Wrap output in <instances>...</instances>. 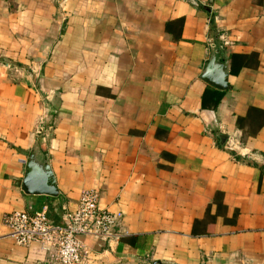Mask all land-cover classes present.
<instances>
[{
	"label": "crops",
	"instance_id": "crops-1",
	"mask_svg": "<svg viewBox=\"0 0 264 264\" xmlns=\"http://www.w3.org/2000/svg\"><path fill=\"white\" fill-rule=\"evenodd\" d=\"M84 190L86 264H264V0H0V264H59L4 217Z\"/></svg>",
	"mask_w": 264,
	"mask_h": 264
},
{
	"label": "built area",
	"instance_id": "built-area-1",
	"mask_svg": "<svg viewBox=\"0 0 264 264\" xmlns=\"http://www.w3.org/2000/svg\"><path fill=\"white\" fill-rule=\"evenodd\" d=\"M123 220V214L101 205L95 190H84L77 207L66 215L62 224L52 221L47 210L34 215L25 211L8 213L4 225L9 236L20 246L37 243L46 250L56 249L59 264H86L90 250L85 238L110 242L118 239L114 229Z\"/></svg>",
	"mask_w": 264,
	"mask_h": 264
},
{
	"label": "water",
	"instance_id": "water-1",
	"mask_svg": "<svg viewBox=\"0 0 264 264\" xmlns=\"http://www.w3.org/2000/svg\"><path fill=\"white\" fill-rule=\"evenodd\" d=\"M32 181H33V179L31 178V175H30L29 178L26 179L25 186L29 185ZM39 181H40V179H39ZM41 182L43 184V186H41L40 191H39L41 194L56 195V192L54 191L55 188L52 187V185L47 184L44 180H41ZM53 183H54V179H53Z\"/></svg>",
	"mask_w": 264,
	"mask_h": 264
}]
</instances>
